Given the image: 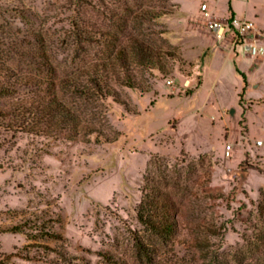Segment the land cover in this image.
I'll return each instance as SVG.
<instances>
[{"label":"rangeland","instance_id":"374dc122","mask_svg":"<svg viewBox=\"0 0 264 264\" xmlns=\"http://www.w3.org/2000/svg\"><path fill=\"white\" fill-rule=\"evenodd\" d=\"M125 1L165 14L140 21L118 0H0V29L14 23L42 34L61 74L131 37L176 57L166 60L168 75L137 72L146 92L118 88L127 108L69 99L113 143L27 134L0 120V227L50 221L72 264H107L104 252L126 264H264V57H251L230 33H211L200 11L205 3L214 18H229L230 3L264 35V0ZM102 3L126 17L122 28ZM235 63L249 82L241 98ZM145 175L180 176L186 190L169 187L192 230L167 242L142 231L135 208ZM133 232L154 247L152 263L137 257ZM28 245L21 234H1L0 264H63Z\"/></svg>","mask_w":264,"mask_h":264},{"label":"trees","instance_id":"16d2710c","mask_svg":"<svg viewBox=\"0 0 264 264\" xmlns=\"http://www.w3.org/2000/svg\"><path fill=\"white\" fill-rule=\"evenodd\" d=\"M118 1L122 2L120 7L124 12L138 16L140 21L156 20L165 14L142 8L135 12L132 2ZM102 6L108 18L122 28L120 26L126 17H121L117 9L112 10L106 3H102ZM228 13L229 20H232L235 14L230 3ZM12 24L8 31L0 29V120L9 122L7 128H16L17 125L19 131L27 134L60 136L69 142L89 143L92 136L97 143L115 142V137L106 136L95 124L87 122L76 109L75 102L69 99L86 98L99 102L112 99L127 108L118 88L146 92L137 72L157 71L168 75L166 60L176 58L173 53L159 52L131 37L127 47L107 50L100 59L83 60L77 68L61 74L58 69L60 65L56 64L45 37L34 32L15 30ZM235 71L242 79L241 98L249 82L236 65ZM187 175L189 173L184 183L188 181ZM144 180L141 199L135 208L136 220L142 231L150 238L167 242L174 240L184 228L192 230L193 225L182 213L169 187L172 183L175 189L184 187V192L186 184L178 187L180 176L170 179L165 175H145ZM49 224L50 221L37 217L26 218L19 223L0 227V235L21 234L29 242L28 248H42L47 254L58 256L63 264H72V256L62 245L67 241L66 238L47 226ZM133 235L137 257L142 262L152 263L154 247L145 244L136 232ZM11 256L13 254L3 255V258L9 260ZM99 256L107 264H126L112 253H99ZM23 258L28 260L26 256Z\"/></svg>","mask_w":264,"mask_h":264},{"label":"built area","instance_id":"2783aa9c","mask_svg":"<svg viewBox=\"0 0 264 264\" xmlns=\"http://www.w3.org/2000/svg\"><path fill=\"white\" fill-rule=\"evenodd\" d=\"M200 11L205 20L207 29L218 37L231 34L239 45L253 58L264 57V35L255 28L254 23L248 20L229 18L218 20L208 11L207 5L203 3ZM230 150V146H227Z\"/></svg>","mask_w":264,"mask_h":264},{"label":"crops","instance_id":"0c3cea01","mask_svg":"<svg viewBox=\"0 0 264 264\" xmlns=\"http://www.w3.org/2000/svg\"><path fill=\"white\" fill-rule=\"evenodd\" d=\"M234 14H235V18H236V13L234 12ZM226 19V18H225ZM237 19V18H236ZM236 46H238V45H236ZM235 51H236V60H238L239 59V53H238V51H237V49L235 48ZM235 65H237L238 66V64L237 63H235Z\"/></svg>","mask_w":264,"mask_h":264}]
</instances>
